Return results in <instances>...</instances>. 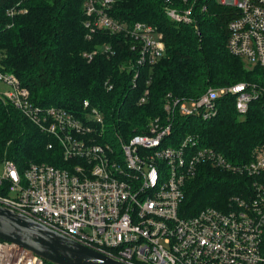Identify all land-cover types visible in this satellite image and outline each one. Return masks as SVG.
Returning <instances> with one entry per match:
<instances>
[{"label": "built area", "instance_id": "obj_1", "mask_svg": "<svg viewBox=\"0 0 264 264\" xmlns=\"http://www.w3.org/2000/svg\"><path fill=\"white\" fill-rule=\"evenodd\" d=\"M83 2L91 16L85 23L88 29L126 31L135 46L142 44L138 65L155 64L163 56V33L157 27L142 21L128 26L115 19L110 14L114 0ZM219 2L240 12L229 23L230 52L264 66V0ZM165 9L176 22H195L193 6L179 10L168 4ZM111 47L104 44L99 52L109 54ZM91 55L86 54L87 59L92 60ZM0 80L11 86L4 97L58 140L68 162V167L31 163L23 177L13 161H4L0 185L9 180L11 187L9 195L0 194L1 206L125 264H264V151L238 164L192 133L178 145L171 140L176 113L209 120L218 114V99L232 95L245 117L253 100L262 99L264 109L263 86L241 82L211 87L187 102L171 97L165 104L168 124L156 118L148 132L127 140L119 136L111 143L104 114L88 100L78 111L43 107L32 101L29 89L13 73L0 69ZM204 164L250 177V189L231 195L226 209L207 207L184 217L180 211L186 182ZM0 264L47 262L20 244L0 239Z\"/></svg>", "mask_w": 264, "mask_h": 264}, {"label": "trees", "instance_id": "obj_2", "mask_svg": "<svg viewBox=\"0 0 264 264\" xmlns=\"http://www.w3.org/2000/svg\"><path fill=\"white\" fill-rule=\"evenodd\" d=\"M168 4L179 10L193 6L195 22L172 20ZM110 14L128 26L142 21L157 27L163 33V56L155 64L138 65L136 41L129 33L85 26L91 16L83 0H0V69L15 74L32 101L43 107L78 111L88 100L104 114L111 143L119 136L127 140L148 132L155 118L168 124L165 104L171 97L196 99L210 87L241 82L264 87V66L247 67L228 48L229 23L240 15L236 7L219 0H114ZM104 44L113 46L114 53L98 52L89 61L84 52ZM106 83L114 88L108 90ZM172 125L173 145L192 133L238 164L264 151L262 99L253 100L241 117L236 97L225 95L211 119L176 113ZM6 160L13 161L23 177L31 163L68 167L58 140L0 97V164ZM250 182L246 175L201 165L186 182L180 212L190 217L207 207L226 209L229 197L250 189ZM10 187L11 182L3 180L0 194L9 195Z\"/></svg>", "mask_w": 264, "mask_h": 264}, {"label": "water", "instance_id": "obj_3", "mask_svg": "<svg viewBox=\"0 0 264 264\" xmlns=\"http://www.w3.org/2000/svg\"><path fill=\"white\" fill-rule=\"evenodd\" d=\"M0 239L20 244L54 264H125L1 205Z\"/></svg>", "mask_w": 264, "mask_h": 264}, {"label": "rangeland", "instance_id": "obj_4", "mask_svg": "<svg viewBox=\"0 0 264 264\" xmlns=\"http://www.w3.org/2000/svg\"><path fill=\"white\" fill-rule=\"evenodd\" d=\"M226 6V5H225ZM192 7V6H191ZM191 7H189V8H191ZM184 10H188V8H185ZM133 46H135V42H133ZM101 47L102 46H100L99 48H95V50L94 51H89V52H84V53H86V54H93V55H91L90 56V58H94V56L99 52V50H101ZM138 47H140V48H142L143 46H142V44L140 43L139 45H136L135 46V49H137ZM111 51H110V53L108 54V55H112L113 54V52L115 51L114 49H113V47H111ZM95 51H98L96 54H94L95 53ZM137 59H136V63H140V56L139 55H137V57H136ZM88 60L89 61H91L89 58H88ZM244 60V59H243ZM244 63H245V65L247 66V67H253V65L251 64V63H249V62H247L246 60H244ZM142 66H145V64H141ZM15 75V74H14ZM16 76V75H15ZM16 78L18 79V81H19V83L21 84V82H20V80H19V78L16 76ZM106 86H107V89L108 90H112L113 88H114V84L113 83H106ZM23 87V86H22ZM23 88H27V87H23ZM211 88V87H210ZM214 88V87H213ZM28 89V88H27ZM9 90H11V86L9 85V84H7L6 82H4V81H2V80H0V97H3V98H5L4 97V93H6L7 91H9ZM30 91V90H29ZM149 93V91L147 90L146 92H145V94H148ZM205 93V92H204ZM203 93V94H204ZM202 94V95H203ZM202 95H200L198 98H196V99H194V100H197V99H199ZM142 98H145L146 99V97L145 96H143ZM142 98H141V101L140 102H144V101H142ZM6 99V98H5ZM180 99V98H179ZM181 100H183V101H185V102H187V101H191V100H193V99H181ZM169 116V115H168ZM156 119V118H155ZM161 119V118H160ZM154 120V119H153ZM152 121V120H151ZM161 121H162V119H161ZM148 128H149V125H148V127H147V130H148ZM99 140H104L103 138H101V139H99ZM3 164H4V162H2L1 164H0V173L2 172V168H3Z\"/></svg>", "mask_w": 264, "mask_h": 264}]
</instances>
